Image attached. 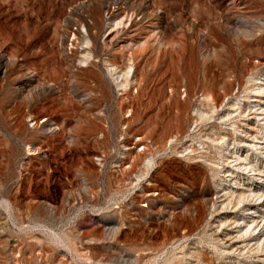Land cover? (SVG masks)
I'll return each mask as SVG.
<instances>
[{"label":"rangeland","instance_id":"rangeland-1","mask_svg":"<svg viewBox=\"0 0 264 264\" xmlns=\"http://www.w3.org/2000/svg\"><path fill=\"white\" fill-rule=\"evenodd\" d=\"M262 73L264 0H0V264H184L189 237L191 264H221L200 95L220 104Z\"/></svg>","mask_w":264,"mask_h":264},{"label":"bare ground","instance_id":"bare-ground-1","mask_svg":"<svg viewBox=\"0 0 264 264\" xmlns=\"http://www.w3.org/2000/svg\"><path fill=\"white\" fill-rule=\"evenodd\" d=\"M135 21L134 19L136 25ZM109 25L113 26L111 20ZM85 45L83 50H87L90 42H86ZM156 48L157 46L154 44L152 49L157 51ZM135 51L131 48V55H135ZM82 59L83 62L80 65L84 67L92 64L95 58L92 55H84ZM8 65L9 60L5 59L2 66L8 68ZM118 70L116 67L108 66L106 72L113 78L118 88L124 89L126 86L123 85L125 77L121 74L122 71ZM254 76L255 74L249 80L244 94L232 99H221L223 102L220 104L215 103L213 93L200 95L201 101H210L212 104L211 107L209 106L210 112L200 113V120L202 123L204 121L205 126H209L207 131H211L212 128H215L216 131L218 129L216 135L201 132L200 142L207 145L212 144L222 150L216 162V165H219L217 168L220 170L218 192L214 198L215 201L211 204L208 216L203 219V235L209 240H206V243L214 254L220 256L221 264H264V138L258 137L264 133V73ZM221 98L223 97L221 96ZM34 126L36 125L34 124ZM196 128V126L193 127L190 133H195ZM41 129L44 131L45 127H41ZM50 132H55L53 124H51ZM232 135H238L237 143L230 142L229 137ZM138 140V145L143 146V150L153 146L150 140L143 141L141 138ZM176 142L177 140L174 138L169 142L167 148L171 149L176 145ZM167 148L164 152L169 151ZM135 149L136 147L129 148L128 146L123 148L124 152ZM27 151L32 152L31 148ZM188 152L187 148H183L182 151H177V154L184 156ZM156 159L151 158L147 161L148 172L154 168ZM96 160L100 164L102 157L96 158ZM144 178H138V182L143 181ZM201 240L202 238L197 242ZM194 242L195 239L189 237L172 248L174 251L181 250L184 264H191V261L197 257V250L193 248L196 250L193 252L188 246L196 245Z\"/></svg>","mask_w":264,"mask_h":264},{"label":"built area","instance_id":"built-area-1","mask_svg":"<svg viewBox=\"0 0 264 264\" xmlns=\"http://www.w3.org/2000/svg\"><path fill=\"white\" fill-rule=\"evenodd\" d=\"M138 145V144H137ZM136 145L134 144L133 147H135ZM140 146V145H139ZM141 149L143 150V146H141Z\"/></svg>","mask_w":264,"mask_h":264}]
</instances>
